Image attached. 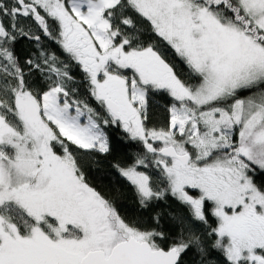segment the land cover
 Wrapping results in <instances>:
<instances>
[{
	"label": "snow or ice",
	"instance_id": "snow-or-ice-1",
	"mask_svg": "<svg viewBox=\"0 0 264 264\" xmlns=\"http://www.w3.org/2000/svg\"><path fill=\"white\" fill-rule=\"evenodd\" d=\"M0 264H264V0H0Z\"/></svg>",
	"mask_w": 264,
	"mask_h": 264
},
{
	"label": "trees",
	"instance_id": "trees-1",
	"mask_svg": "<svg viewBox=\"0 0 264 264\" xmlns=\"http://www.w3.org/2000/svg\"><path fill=\"white\" fill-rule=\"evenodd\" d=\"M90 179H92L94 183L101 187L107 184V180H104L101 177L90 176ZM121 207L123 211L127 212L130 215L135 211L134 202L130 198H125L121 202Z\"/></svg>",
	"mask_w": 264,
	"mask_h": 264
}]
</instances>
